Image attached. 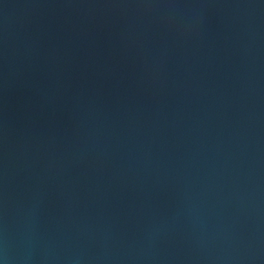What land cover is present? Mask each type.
Returning <instances> with one entry per match:
<instances>
[{"label":"water","instance_id":"obj_1","mask_svg":"<svg viewBox=\"0 0 264 264\" xmlns=\"http://www.w3.org/2000/svg\"><path fill=\"white\" fill-rule=\"evenodd\" d=\"M0 264H264V0H0Z\"/></svg>","mask_w":264,"mask_h":264}]
</instances>
